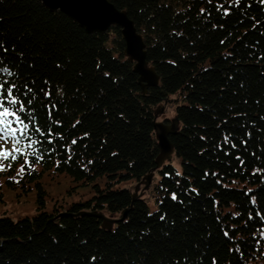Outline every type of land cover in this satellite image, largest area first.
Returning a JSON list of instances; mask_svg holds the SVG:
<instances>
[{
  "label": "trees",
  "instance_id": "trees-1",
  "mask_svg": "<svg viewBox=\"0 0 264 264\" xmlns=\"http://www.w3.org/2000/svg\"><path fill=\"white\" fill-rule=\"evenodd\" d=\"M108 1L134 22L159 76L144 94L121 28L88 33L40 0H0V66L14 73L0 79L33 100L20 115L38 141L23 173V157L2 170L11 188L36 186L37 212L0 215V264H264V3ZM163 102L174 103L180 170L156 167ZM49 173L91 195L48 208L39 179ZM124 210L110 228L94 215Z\"/></svg>",
  "mask_w": 264,
  "mask_h": 264
},
{
  "label": "water",
  "instance_id": "water-1",
  "mask_svg": "<svg viewBox=\"0 0 264 264\" xmlns=\"http://www.w3.org/2000/svg\"><path fill=\"white\" fill-rule=\"evenodd\" d=\"M51 11H61L72 18L80 27L88 33L106 32L111 26L121 28V34L125 42L124 55L134 62L133 71L138 74V82L143 94L152 86H157L159 76L154 66L147 60L146 45L143 37L137 32L134 22L128 17L125 10L117 9L108 0H40ZM164 111L162 106L154 111L153 129L155 132L159 154L156 158V167L170 161L175 153L169 136L178 129V120L173 118L170 123L157 120ZM153 172L144 176L145 189H148L152 181ZM137 186L132 194L134 200L137 194ZM103 220L102 226L110 228L114 223L126 219L127 211H122L120 218H110L102 213H94Z\"/></svg>",
  "mask_w": 264,
  "mask_h": 264
},
{
  "label": "rangeland",
  "instance_id": "rangeland-1",
  "mask_svg": "<svg viewBox=\"0 0 264 264\" xmlns=\"http://www.w3.org/2000/svg\"><path fill=\"white\" fill-rule=\"evenodd\" d=\"M159 106H162L164 111L158 116L157 120H163L166 123H170L175 115L174 103L163 102L157 107ZM8 147H10V144L8 145ZM170 161L178 170H180L179 158L175 156V154L172 156V159ZM0 171V186L2 192V200H0V215H7L12 217L13 219L34 215L37 212V204L35 201L37 192L36 186L33 183L28 184L29 187H27L25 191L20 183H16V187L11 188L6 184L4 180L7 177L2 174V170ZM39 181L46 192L45 203L48 208H52L56 205L65 207L71 202L84 200L91 195V188H89V186H75V184H73L65 175L55 176L54 173H49L43 175L41 179H39ZM152 181L148 192L144 196L148 200L150 206L153 207L154 202L151 197L150 191L153 183ZM140 185L141 184H138L137 194L143 196L142 192H139ZM122 186L130 188L132 191H134V187H136L137 184L134 181H128L122 184Z\"/></svg>",
  "mask_w": 264,
  "mask_h": 264
},
{
  "label": "snow or ice",
  "instance_id": "snow-or-ice-1",
  "mask_svg": "<svg viewBox=\"0 0 264 264\" xmlns=\"http://www.w3.org/2000/svg\"><path fill=\"white\" fill-rule=\"evenodd\" d=\"M234 4L240 3V0H232ZM264 3V0H261ZM203 12L204 9H201ZM225 15L228 14V9H224ZM223 43V41H221ZM0 73H7L9 77L14 75L6 66H0ZM17 85L14 82L6 81L0 79V170H3L5 166L12 167V161H16L18 157H23L24 161L21 165L20 172L23 173L25 170V165L29 164L27 158L28 155L32 153H27L26 150H34V145L38 143L37 140H33L30 137L29 132V122H27L26 117H21L20 113L26 110L28 105L33 103L32 99L23 101L16 93ZM28 86L25 85V88ZM45 96L50 95L49 92L44 93ZM54 107V105H53ZM35 125L36 121H31ZM34 131L36 133H41L39 127H35ZM43 135V133H41ZM228 137H225L227 141ZM22 140L27 142L21 144ZM10 143V147H8ZM73 144L76 143L75 140L72 141ZM37 160L40 159L39 156L36 157ZM7 162V164H5ZM176 196L173 194V199ZM151 215V213H150ZM164 219V217H161ZM227 235V233H225ZM259 243V241H258ZM215 264V261H213Z\"/></svg>",
  "mask_w": 264,
  "mask_h": 264
}]
</instances>
